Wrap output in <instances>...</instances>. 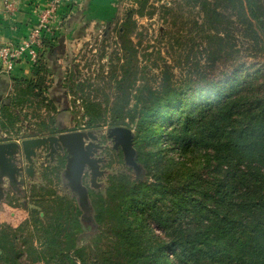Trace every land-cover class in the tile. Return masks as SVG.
<instances>
[{"label":"trees","instance_id":"trees-1","mask_svg":"<svg viewBox=\"0 0 264 264\" xmlns=\"http://www.w3.org/2000/svg\"><path fill=\"white\" fill-rule=\"evenodd\" d=\"M193 5L204 15L202 24H195L205 37L210 67L205 71L197 63L190 77L176 81L164 66L159 86L135 89L137 52L120 35L122 76L106 120L112 128L133 131L139 169L123 160L106 191L91 192L86 210L65 198L55 206L40 204L44 216L33 212L29 246H17L12 233L0 234V251L8 246L2 260L264 264V0H193ZM41 58L35 69L42 75L49 70ZM43 78L18 81L15 93L1 104L0 141L2 133L21 132L18 106L47 97ZM87 110L105 120L107 111L99 104ZM51 130L46 127L43 132L49 133L43 136ZM82 215L91 232L84 230Z\"/></svg>","mask_w":264,"mask_h":264},{"label":"rangeland","instance_id":"rangeland-1","mask_svg":"<svg viewBox=\"0 0 264 264\" xmlns=\"http://www.w3.org/2000/svg\"><path fill=\"white\" fill-rule=\"evenodd\" d=\"M203 17L201 9L193 5V0H149L148 3L145 0H120L117 16L109 25L99 30L91 29L88 40L83 43L65 46L61 72L57 70L55 77L51 75L52 84L61 80L62 90L60 94L57 92L61 99L59 103L54 98L51 100L41 95L18 106L15 113L18 112L17 118L21 122L18 121L16 128H22L26 135L38 134L37 137H43V134L49 133L43 132L46 127L55 131L85 130L96 135L97 144L101 146L96 152V157L101 159V174L93 179L88 173L82 181L88 190V202L91 203L92 191H106L109 176L123 166L122 150L113 148L114 142L108 137L112 127L107 121L109 108L116 98V84L122 76L120 66L123 59H118L124 54L120 35L132 41L133 50L137 52L139 72L135 89L145 84L156 87L161 83L164 66H169L176 81L190 77L188 71H194L197 63L204 68L203 71L210 68L205 59L204 34L198 32L199 26L195 24H202ZM128 21L129 26L126 25ZM46 98L49 102H44ZM135 100L132 97V104ZM90 104H99L102 110L107 111L105 120H102V115L95 116V111L87 110ZM93 116L95 121L89 127ZM19 137L22 140L27 136ZM34 168L33 177L27 179L22 174L18 183L11 185L10 191L5 193L8 187L0 190V234L12 233L9 237H17V246H29L34 226L33 212H40L44 216L45 210L40 204L55 206L56 200L65 198L80 207L78 195L70 189L65 179L64 162L43 163L37 157ZM81 220L84 230L91 232L92 224L83 215ZM152 228L156 234H162L157 224L153 223ZM91 240L92 237L89 242ZM34 242L37 245L35 238ZM7 247L2 246L0 254ZM2 257L0 264H11ZM26 262L25 256L19 260L20 264Z\"/></svg>","mask_w":264,"mask_h":264},{"label":"crops","instance_id":"crops-1","mask_svg":"<svg viewBox=\"0 0 264 264\" xmlns=\"http://www.w3.org/2000/svg\"><path fill=\"white\" fill-rule=\"evenodd\" d=\"M49 2L50 0H15L14 10L11 11L5 7L4 0H0V45H20L31 30L38 26L40 16ZM119 2L120 0H63L57 9L52 28L46 34L49 45L43 51V63L48 68V73L39 74L38 69H33L26 60L17 62L14 70L7 73L0 62V106L15 93L20 86L18 81L35 83L40 80V76L44 77L42 91L58 104L61 100L57 96L62 90L61 80L57 84H52L51 80L52 76L58 74L55 73L57 70L61 72L65 46L83 43L88 40L91 29L99 30L109 25L117 16ZM21 88H25V85H21ZM24 133L21 129L16 136L2 133L1 137L6 141L20 140L19 136H25ZM3 187L9 188L4 190L5 193L12 189L9 181H5Z\"/></svg>","mask_w":264,"mask_h":264},{"label":"water","instance_id":"water-1","mask_svg":"<svg viewBox=\"0 0 264 264\" xmlns=\"http://www.w3.org/2000/svg\"><path fill=\"white\" fill-rule=\"evenodd\" d=\"M114 147L121 149L125 163L139 169L136 163V150L133 143V131L127 127H113L108 133ZM98 138L91 131H72L46 137H25L22 140H4L0 142V190L5 181L18 183L22 174L34 175L35 158L43 154L47 148L50 155L66 151V179L70 189L79 197L80 206L86 210L88 190L82 183L85 168L91 170L93 179L100 172L101 159L95 158L98 149Z\"/></svg>","mask_w":264,"mask_h":264},{"label":"built area","instance_id":"built-area-1","mask_svg":"<svg viewBox=\"0 0 264 264\" xmlns=\"http://www.w3.org/2000/svg\"><path fill=\"white\" fill-rule=\"evenodd\" d=\"M63 0H50L46 9L40 16V23L37 27L33 28L28 34L26 39L18 46H9L7 44L0 45V62L3 70L11 73L14 70L17 62L29 61L33 69L39 68L38 64L41 63V55L49 41L46 34L52 28L54 18L58 7ZM5 7L11 11L14 10L15 0H4Z\"/></svg>","mask_w":264,"mask_h":264},{"label":"flooded vegetation","instance_id":"flooded-vegetation-1","mask_svg":"<svg viewBox=\"0 0 264 264\" xmlns=\"http://www.w3.org/2000/svg\"><path fill=\"white\" fill-rule=\"evenodd\" d=\"M62 130V129H61ZM75 131H85V130H75ZM65 132H72V131H60V130H58V131H55V132H53V133H50V134H48V135H46V136H52V135H59L60 133H65ZM88 132V131H87ZM46 136H43V137H46ZM112 140V139H111ZM113 141V140H112ZM99 145V144H98ZM100 146V145H99ZM113 148H115L114 147V143H113ZM116 149V148H115ZM99 150V149H98ZM38 157H40V159L43 161V163H46V162H48L49 164H59V163H61V162H64L65 163V173H66V163H67V153H66V151H62V152H58V153H55L54 155H50V149L49 148H47V150L43 153V154H40ZM95 158H97L96 157V154H95ZM97 159H99V158H97ZM45 166H46V164H45ZM88 173H91V170L89 169V167L87 166L86 168H85V170H84V174H83V177H82V181H83V179H84V177H86L87 176V174ZM34 174H35V172H34ZM24 176L25 177H27V179L28 178H31V177H33V176H30L29 174H27V172H26V174L24 173ZM65 179H66V176H65ZM67 180V179H66ZM24 181H26V180H24ZM23 181V182H24ZM67 182H68V180H67ZM11 183V182H10ZM11 185H12V183H11ZM13 187V186H12ZM3 188V187H2ZM75 193V192H74ZM76 194V193H75Z\"/></svg>","mask_w":264,"mask_h":264}]
</instances>
